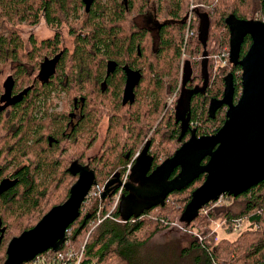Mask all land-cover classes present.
<instances>
[{
	"label": "trees",
	"instance_id": "trees-1",
	"mask_svg": "<svg viewBox=\"0 0 264 264\" xmlns=\"http://www.w3.org/2000/svg\"><path fill=\"white\" fill-rule=\"evenodd\" d=\"M152 6L155 32L137 23ZM42 16L50 27L67 26L71 49L62 48L58 32L39 43L31 36L27 46L18 27ZM257 19H264V0H0V264L12 238L69 198L75 163L97 175L61 248L79 253L85 246L81 264H264V180L191 214L186 207L205 174L138 215L123 216L121 188L101 197L115 173L125 179L146 139L153 163L161 165L189 137L179 113L182 86L196 135L221 128L226 107L218 102L229 75L240 97L238 61L252 43L246 25ZM223 51L229 61L217 64ZM184 62L193 79L183 84ZM130 74L137 78L131 88ZM61 91L68 102L49 112L53 93ZM77 104L81 116L71 124ZM105 119L103 150L88 157ZM240 218L246 223L235 231ZM182 222L186 244L153 241ZM217 222L222 226L214 230Z\"/></svg>",
	"mask_w": 264,
	"mask_h": 264
},
{
	"label": "water",
	"instance_id": "water-1",
	"mask_svg": "<svg viewBox=\"0 0 264 264\" xmlns=\"http://www.w3.org/2000/svg\"><path fill=\"white\" fill-rule=\"evenodd\" d=\"M246 29L252 43L238 61L242 69L240 97L235 98L234 79L229 75L218 102L226 106L221 128L208 136L192 132V139L157 167L144 184L121 180L112 187L116 177L108 180L102 189L103 199L121 187L132 189V195L163 201L205 174L186 207V212H193L223 195L237 197L264 180V19L248 22ZM177 167L180 171L170 179ZM72 173L78 179L71 186L69 198L52 207L34 227L11 239L4 264H24L48 250L62 248L68 228L80 217L83 203L97 184L96 172L89 165L75 164Z\"/></svg>",
	"mask_w": 264,
	"mask_h": 264
},
{
	"label": "flooded vegetation",
	"instance_id": "flooded-vegetation-1",
	"mask_svg": "<svg viewBox=\"0 0 264 264\" xmlns=\"http://www.w3.org/2000/svg\"><path fill=\"white\" fill-rule=\"evenodd\" d=\"M155 26H156V24H155ZM150 29H152V28H150ZM56 34L54 36H56ZM61 45H62V40H61ZM63 47H65V46L62 45V48ZM54 63H55L54 60H50L48 62L47 71H51L53 69ZM203 77H206V73L205 72H204ZM189 79H193V70H192L190 65H188L186 62H184L182 64V80H183V84L185 83V81H187ZM136 82H137V78L135 77V75L130 74V79H129L130 88H131V85L135 84ZM185 89L186 88L184 86H182V88H181V96H182V98L180 97L178 105H179V108H180L179 109V113L181 114L182 125L184 126L185 134L189 133V137L187 139H185L184 141H182L181 143L187 142L189 139H192L191 134H192V132L195 133L194 129L190 126L191 122L188 121L187 116H186L187 107H188V105H187L188 104V100L186 99V92L187 91ZM51 99L54 102L53 106L49 107L47 110L49 112L62 111L64 109L66 103L69 100V96H68V94L65 91H61L59 93L58 92H54L52 97H51ZM4 102H6V104H8L9 103L8 102V98H4ZM48 111H42L39 115L40 116H45L47 113H49ZM80 116H81V111H80V107H78V104H77L76 108L72 112V122H71V124H77L78 120L80 119ZM104 123H106V126H105V132H104V140H103V144H102V148H101L100 153L103 150V145L105 143L106 136H107V131H108V127H109V121L107 119L103 120L102 123L100 124L99 128H98L97 138L94 141V144L91 146V148L88 151V154H87L88 157H94V156H97V155L100 154L99 153V154H95L93 156H90V151L93 149V147L95 146V144L99 140V138H100V130H101V127H102V125ZM148 144H149L148 143V139H146V141L140 146L138 152L131 158V163L128 166V170H127V174H126V177H125V181H129L131 184H136V185L144 184L145 182H148L147 180H150L151 176L156 171L157 167L160 165V164L159 165H155L153 163L154 160L148 153ZM127 158H129V154L127 155ZM75 164L89 165V164H83V163H75ZM75 164H73V165H75ZM1 170H2V168H1ZM71 170H72V167H71ZM179 171H180V167H177L175 169V171L173 172V174L171 175L170 179H172L174 176H176ZM0 174H1V171H0ZM75 177H76V180H77L78 176H75ZM96 177H97V175H96ZM114 177H116L117 180L112 185V187H115V185H117V183L119 181H121V180L123 181V178L121 177V175L119 173H115L110 179H112ZM113 189H116V188H112V190ZM131 190L132 189L127 190V188H123V190H122L124 193H123V196H122L120 204L122 205V210L121 211L125 212V213H122L123 216L128 217V216H131V215H138L140 212L144 211L145 209H147V208L151 207L152 205H154V204L158 203L159 201H161V200H153V199L149 198L148 196L143 197L141 194L140 195H138V194L137 195H132V191ZM0 224H1V222H0ZM0 227H1V230H3V231L0 230V236L3 235V237H4L5 230H4V228H2V224H1ZM2 240H3V238H2ZM1 243H2V241H1ZM1 243H0V246H1Z\"/></svg>",
	"mask_w": 264,
	"mask_h": 264
},
{
	"label": "rangeland",
	"instance_id": "rangeland-1",
	"mask_svg": "<svg viewBox=\"0 0 264 264\" xmlns=\"http://www.w3.org/2000/svg\"><path fill=\"white\" fill-rule=\"evenodd\" d=\"M156 18H155V11L153 6L149 9L148 13L144 16H138L137 17V23L140 25L147 26L149 28H152L154 32L156 31ZM23 39L26 41V44L28 46V40L31 36H34V38L39 43L42 39H46L49 37H53L57 32L61 36L62 45L68 48H72L73 46V39L69 33V30L67 26L60 25L58 28H52L50 27L46 21L44 16H42L37 24L34 25H21L18 27ZM172 99V98H171ZM105 126L106 123H104L100 130V138L93 147V149L90 151V156H93L95 154H99L102 148L103 140H104V132H105ZM123 181H125L123 179ZM105 185V184H104ZM121 188V187H120ZM123 189V188H121ZM121 191V190H120ZM118 195L116 196V200ZM120 200V198H119ZM221 202H224L221 200ZM192 212H189L191 214ZM183 226L185 227V223H180L179 227L174 226V228H170L164 231H161L158 233L153 241L157 243L166 242V241H176L180 242L181 244L187 243V235L184 231ZM237 235L236 232L230 233V237L234 238Z\"/></svg>",
	"mask_w": 264,
	"mask_h": 264
},
{
	"label": "built area",
	"instance_id": "built-area-1",
	"mask_svg": "<svg viewBox=\"0 0 264 264\" xmlns=\"http://www.w3.org/2000/svg\"><path fill=\"white\" fill-rule=\"evenodd\" d=\"M190 22H191V18L189 20V24ZM188 34H189V29H188ZM215 59H216L217 64L219 63H221L222 65L227 64L229 61L228 52L223 51L221 54L216 55ZM174 98H175V95L172 97L171 101H173ZM245 223H246V220L244 218L237 219L233 224L234 230L235 231L242 230ZM175 225H178V224L176 223ZM221 226H222V223L217 222L215 224L214 230H217ZM84 254H85V246L81 248L79 253L73 251L72 249L70 250L60 249L58 251L48 250L45 253H42L36 256L30 262H26V263L27 264H81V261L84 258Z\"/></svg>",
	"mask_w": 264,
	"mask_h": 264
}]
</instances>
